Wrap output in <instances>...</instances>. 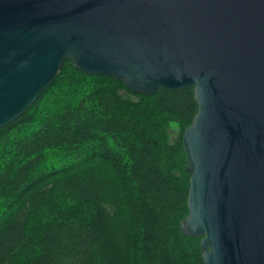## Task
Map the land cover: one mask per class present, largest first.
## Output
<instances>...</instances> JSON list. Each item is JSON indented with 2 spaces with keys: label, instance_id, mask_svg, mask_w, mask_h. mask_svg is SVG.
Listing matches in <instances>:
<instances>
[{
  "label": "water",
  "instance_id": "1",
  "mask_svg": "<svg viewBox=\"0 0 264 264\" xmlns=\"http://www.w3.org/2000/svg\"><path fill=\"white\" fill-rule=\"evenodd\" d=\"M68 59L145 95L194 89L182 231L206 264H264V0H0V129Z\"/></svg>",
  "mask_w": 264,
  "mask_h": 264
},
{
  "label": "trees",
  "instance_id": "2",
  "mask_svg": "<svg viewBox=\"0 0 264 264\" xmlns=\"http://www.w3.org/2000/svg\"><path fill=\"white\" fill-rule=\"evenodd\" d=\"M197 111L193 88L145 95L68 59L0 129V264H206L181 228Z\"/></svg>",
  "mask_w": 264,
  "mask_h": 264
},
{
  "label": "rangeland",
  "instance_id": "3",
  "mask_svg": "<svg viewBox=\"0 0 264 264\" xmlns=\"http://www.w3.org/2000/svg\"><path fill=\"white\" fill-rule=\"evenodd\" d=\"M179 134H180V127H178L177 125H173L172 128H171L172 138H176ZM28 201H29V198L25 199L19 205L15 206L11 210L10 214L8 215V217H13V216H16L17 214H21V213L25 212L27 207H28ZM29 228H31V226Z\"/></svg>",
  "mask_w": 264,
  "mask_h": 264
}]
</instances>
